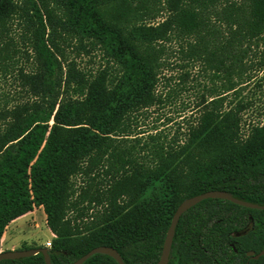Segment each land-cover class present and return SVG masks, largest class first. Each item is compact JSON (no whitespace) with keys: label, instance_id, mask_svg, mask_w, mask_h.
Returning <instances> with one entry per match:
<instances>
[{"label":"trees","instance_id":"obj_1","mask_svg":"<svg viewBox=\"0 0 264 264\" xmlns=\"http://www.w3.org/2000/svg\"><path fill=\"white\" fill-rule=\"evenodd\" d=\"M192 67L191 115L143 129ZM5 84L0 253L8 227L43 208L52 264L98 247L157 264L185 200L226 191L264 205V0H0ZM169 264H264V210L202 201L181 217Z\"/></svg>","mask_w":264,"mask_h":264},{"label":"rangeland","instance_id":"obj_2","mask_svg":"<svg viewBox=\"0 0 264 264\" xmlns=\"http://www.w3.org/2000/svg\"><path fill=\"white\" fill-rule=\"evenodd\" d=\"M172 60L174 64L178 65L181 62L180 55L175 54ZM81 64L91 69L99 65V60L95 59L94 61H90L89 58L83 57ZM189 71L192 74V78L189 79L185 90L179 92L178 95L171 98L165 105L151 109L148 112L147 119L144 118L145 120H142L144 121L142 122L143 129L152 130L156 125L157 127L165 125L169 119H176L178 113L181 111L187 115H191L194 109L193 107L196 106L199 101L197 93L200 94L198 91L200 87L194 89V85L197 84V82H194L193 78H197L200 71L198 67H192ZM176 73H180L179 70H177ZM198 78L200 81L205 82L204 77L200 76ZM251 88H253V84L248 86V90L245 92L244 96ZM0 89L13 92L14 86L12 84H5L0 87ZM253 116L255 115L253 114ZM176 128V125L172 126V124H170L163 129H166V131L170 130L171 133H174ZM54 238L55 237L47 226V217L44 209L37 208L34 212L14 221L8 227L2 242V252L26 251L34 248L46 247V243L49 241L52 242Z\"/></svg>","mask_w":264,"mask_h":264},{"label":"water","instance_id":"obj_3","mask_svg":"<svg viewBox=\"0 0 264 264\" xmlns=\"http://www.w3.org/2000/svg\"><path fill=\"white\" fill-rule=\"evenodd\" d=\"M208 199H221V200L230 201L236 205L246 207L249 209L264 210V205H259V204L237 199L232 194L226 191H209V192H206L201 195H197L195 197L185 200L178 207V209L176 210L173 216L171 225L169 227V230H168L165 242H164L163 251H162L160 260L157 264H169L170 263L172 246H173V242H174V238L176 234V229L178 227L181 217L185 213H187L190 209L197 206L202 201L208 200ZM38 254H42L44 256L46 264H52V260L49 254V249L47 247L34 248V249L26 250V251L1 252L0 262L6 261V260H19V259L29 258V257H33ZM97 254L110 256L113 259H115L119 264H125L120 253L115 248H112V247L95 248L73 264H84L90 258H92L94 255H97Z\"/></svg>","mask_w":264,"mask_h":264},{"label":"built area","instance_id":"obj_4","mask_svg":"<svg viewBox=\"0 0 264 264\" xmlns=\"http://www.w3.org/2000/svg\"><path fill=\"white\" fill-rule=\"evenodd\" d=\"M46 247H47V248L52 247V242H51V241L47 242V243H46Z\"/></svg>","mask_w":264,"mask_h":264}]
</instances>
